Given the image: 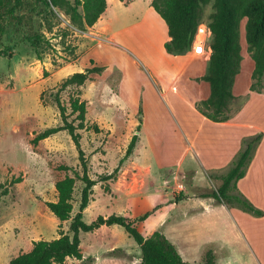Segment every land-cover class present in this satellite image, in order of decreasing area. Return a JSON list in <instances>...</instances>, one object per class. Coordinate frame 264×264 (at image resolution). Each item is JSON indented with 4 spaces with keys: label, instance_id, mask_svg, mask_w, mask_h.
<instances>
[{
    "label": "rangeland",
    "instance_id": "374dc122",
    "mask_svg": "<svg viewBox=\"0 0 264 264\" xmlns=\"http://www.w3.org/2000/svg\"><path fill=\"white\" fill-rule=\"evenodd\" d=\"M136 1L138 7L144 2ZM112 5L115 29L117 16L130 18L133 11L124 9L127 5L119 0H113ZM52 10L34 18L37 32L43 36L41 59L13 25L8 24L0 38V50L11 52V57L0 55V182L21 179L0 200V264L30 250L35 240H50L68 231L70 219L58 220L46 201L56 199L55 182L71 173L61 169L62 165L80 169L74 143L66 130L37 144L31 139L61 123L53 95L62 80L94 65L104 67L103 71L79 88L59 93L67 112L71 93H78L86 102L81 146L91 177L113 170L133 134L138 135V142L117 178L93 187L83 210L84 222L90 223L98 215L114 213L134 219L148 213L135 222L137 230L144 236L160 230L187 264H202L208 249L213 252L214 264H264V213L257 216L246 208L204 196L221 184L242 139L262 132L243 176L234 182L230 193L250 197L264 211V73L259 85L251 86L254 62L245 41L246 18L239 25L238 86L223 114H231L243 97L248 100L224 125L203 118L198 108L210 111L203 104L209 85L206 83L208 93L202 89L205 99H200L196 82L201 79L187 78L190 67L171 90L161 94V74L175 66L160 57L154 69L138 53L140 43L157 51L165 27L159 15L164 25L160 29L137 26L133 34L132 28L114 33L116 42L117 36L120 42L128 36L127 44L139 60L105 37L98 43L97 35L91 34L92 26L79 29L64 10ZM212 11V1L202 5L200 23L207 25ZM190 52L193 54L192 48ZM194 61L203 62L202 57ZM80 188L77 181L73 214ZM80 240L82 258L67 257L64 264H92L96 256L101 257L96 264H112L110 257H105L108 254L130 261L140 254L133 238L119 225L80 232ZM120 260L114 264H122Z\"/></svg>",
    "mask_w": 264,
    "mask_h": 264
},
{
    "label": "trees",
    "instance_id": "16d2710c",
    "mask_svg": "<svg viewBox=\"0 0 264 264\" xmlns=\"http://www.w3.org/2000/svg\"><path fill=\"white\" fill-rule=\"evenodd\" d=\"M107 0H0V38L7 25L22 32L23 38L34 48L36 58L41 59L39 46L43 41L42 34L37 32L34 18L43 11L53 13L52 7L64 10L71 22L79 29L92 26L104 12ZM125 3L131 0H121ZM212 1L213 11L209 16L207 26L211 31V40L208 45L212 49L207 70L203 79L209 83V96L203 101L209 112L199 107V111L212 122H223L230 119L247 102L243 97L240 104L231 114H223L232 98L234 77L239 71L241 60L239 43V25L242 18L245 21V41L251 53L254 65L251 72L253 83L258 86L264 73V0H151L154 10L163 18L167 25L170 39L164 43L169 53L187 52L192 47L194 33L200 23V8ZM80 8V10H79ZM0 55L11 57V52L0 50ZM104 67L94 65L83 71L74 72L65 77L58 90L53 95L59 111L61 123L54 127L38 132L32 139L33 144L52 134L66 130L70 135L77 151L78 166L74 169L67 165L60 168L71 171L59 178L54 186L56 199L46 201L49 211L60 221L70 219L67 232L50 239H39L32 242L30 250L21 252L10 258L7 264H64L67 257L81 259L80 232H90L102 225H119L133 238L140 248L139 264H187L183 261L175 245L166 238L160 230H154L149 236H144L135 227L137 220H144L148 213L138 218L128 219L121 214L98 215L90 223L83 220V210L88 206L93 193V187L98 183H107L115 180L123 162L132 154L138 135L130 138L124 155L118 164L109 173L100 174L97 178L91 177L87 156L81 146V130L86 128L85 114L86 102L80 99L78 93L69 96L70 111L62 103L59 93L64 90L79 88L93 75L100 74ZM74 115L72 119H69ZM141 121V119H140ZM139 125L137 130H139ZM97 128V127H96ZM263 137L262 132L244 137L241 149L235 154L228 171L221 176L222 182L210 194L218 202L234 204L246 208L257 216H263V209L258 207L246 195L230 193L234 182L241 178L247 168L251 155ZM20 177L0 182V200L8 195L11 188ZM80 182L79 203L77 211L74 210V190L76 182ZM106 188V187H105ZM115 249L112 251L114 252ZM124 254V253H123ZM202 264H214V255L211 249L205 252Z\"/></svg>",
    "mask_w": 264,
    "mask_h": 264
},
{
    "label": "crops",
    "instance_id": "0c3cea01",
    "mask_svg": "<svg viewBox=\"0 0 264 264\" xmlns=\"http://www.w3.org/2000/svg\"><path fill=\"white\" fill-rule=\"evenodd\" d=\"M112 2H113V0H107L106 1V8H105L104 12L100 15L98 20L92 25L93 29L91 31V34L95 33V35H97V37L99 39L98 43L101 40H103L105 37L107 39V41H109V43L115 44L117 46V48H120L126 52H130L132 55H134L135 57H137L140 60V56L137 53H135L131 49V47L128 46L127 41H126V38L128 36L127 35L125 36L126 38L123 42L118 41L119 38L117 36V42H116L114 33L117 32V34H119L120 32L128 30L129 28H132L131 31L133 34L134 30L137 31L136 29H134L137 26H144V27L146 26L152 30L154 28L160 29V28L164 27V25H162L163 23H161L160 19H158V17H157L159 14L151 6V4H150L151 0H144V2H142L143 4L141 7H138L139 2L136 0H131L127 3L119 0L120 4L127 5L126 7H124V9L128 8V12L133 11V13H132L133 15L130 18H124L123 16H120V17L117 16V28L113 29V27H112L113 17L112 16L114 15V12H113L114 6L112 5ZM169 39H170V37L168 35L167 25L165 23L163 37L159 41L157 51H151L150 47L147 43H140L139 45H141V46L138 47V53L142 57H144L146 62L150 66H152V68H154V69L156 68V66H155L156 62H158V58H160V57L163 58L164 60H167L170 64H172V66H175L174 70L171 69L166 74L165 73L161 74L162 79L164 81V84H163L164 90L162 91L161 94H164L168 90H171L173 85L177 82L178 78L183 74V72L186 69H188L190 67L188 69L187 78L193 80L194 77H199L201 79V82H196V84H197L196 89L198 91L197 95L200 99H205L202 97L201 94H202L203 88L204 89L206 88L207 93H208V86L206 84L208 82L203 79V76L206 73L207 63H208L210 54L212 52V49L210 47H208L206 50L205 56H201V55L197 56L194 53L192 54L190 52V50L187 52H183V53H169L166 51V49L164 47V43L166 41H168ZM134 47H137V46H134ZM197 57H202L203 62L200 63L198 61H194V59ZM158 73L159 72H157V74ZM238 74L239 73H237V75ZM237 75L235 76L232 90H234V88L238 86L237 85L238 84ZM160 81H162V80H160ZM236 82H237V84H236ZM208 85H209V83H208ZM208 95H209V93L207 94V96ZM203 118L207 119L205 116H203ZM217 123H221V124L225 125V124H228L229 122L227 120V121L217 122ZM102 226H105V225H102ZM102 226H100V227H102ZM105 257H110V259L112 260V264H114V262H117L118 260H120V259H117V257L111 256L109 254H108V256H105ZM68 258H70V257H68ZM100 258H101L100 256H96V258L93 260L92 264H96V262ZM140 259L141 258H140V254H139V256L137 258H135L134 261H130V260H120V261L123 262L122 264H139Z\"/></svg>",
    "mask_w": 264,
    "mask_h": 264
},
{
    "label": "built area",
    "instance_id": "2783aa9c",
    "mask_svg": "<svg viewBox=\"0 0 264 264\" xmlns=\"http://www.w3.org/2000/svg\"><path fill=\"white\" fill-rule=\"evenodd\" d=\"M210 35L211 31L206 24L199 23L197 25L192 42V52L195 55L205 56L207 48L210 47L208 45ZM179 188H182L181 184Z\"/></svg>",
    "mask_w": 264,
    "mask_h": 264
},
{
    "label": "water",
    "instance_id": "95a60500",
    "mask_svg": "<svg viewBox=\"0 0 264 264\" xmlns=\"http://www.w3.org/2000/svg\"><path fill=\"white\" fill-rule=\"evenodd\" d=\"M141 260V259H140Z\"/></svg>",
    "mask_w": 264,
    "mask_h": 264
}]
</instances>
